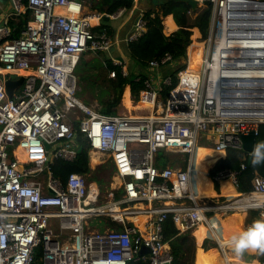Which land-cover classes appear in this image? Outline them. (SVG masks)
I'll use <instances>...</instances> for the list:
<instances>
[{
	"label": "built area",
	"instance_id": "built-area-1",
	"mask_svg": "<svg viewBox=\"0 0 264 264\" xmlns=\"http://www.w3.org/2000/svg\"><path fill=\"white\" fill-rule=\"evenodd\" d=\"M189 1L211 13L208 34L198 40L199 68H189L187 53L175 80H144L138 102L151 106L148 113L110 115L76 95L75 68L85 51L106 52L113 45L106 32L93 29L104 15L117 19L125 8L106 14L85 10V0H26L30 17L21 36L0 45V71L24 73L11 98L0 80V264H170L162 233L169 215L179 233L202 226L213 232L206 213L224 208L258 210L257 220H264L261 177L255 176L252 191L243 194L237 189L238 171H217L211 177L215 183L225 181L237 190L221 202H201L192 183L198 141L212 137L213 147L226 154L241 150V136L251 131L257 136L264 124V0ZM11 3L21 10L22 0ZM145 29L139 14L124 41L137 40ZM170 61L166 53L150 60L148 68ZM112 62L128 76L121 60ZM77 132L86 138L89 153L111 163L112 179L119 183L108 197L81 173H70L65 183L53 174L55 159L75 158ZM161 150L187 154L189 163L158 167L155 156ZM135 217H145L141 227ZM91 218H101L104 226H89ZM140 245L150 252L138 256Z\"/></svg>",
	"mask_w": 264,
	"mask_h": 264
},
{
	"label": "trees",
	"instance_id": "trees-1",
	"mask_svg": "<svg viewBox=\"0 0 264 264\" xmlns=\"http://www.w3.org/2000/svg\"><path fill=\"white\" fill-rule=\"evenodd\" d=\"M157 1H162L158 11L155 9L152 0H150V8L146 11L144 10L141 14L146 21V29L143 35L127 45V51L138 66V71L130 70L125 66L124 61H122L128 72L127 77H122L119 73L120 67L114 65L111 60L105 59L106 54L104 52L95 53L89 51L92 53L90 59H85L84 55L80 56L79 62L75 68L78 86L80 87L76 95L79 98H84L85 87L81 86L83 82H89L91 85L97 83L99 86V93L96 94V100L99 104L98 110L104 114L118 115L121 113V110H123L121 102L122 95L123 100L128 103H132V101L136 103L138 101L139 92L144 87V80L149 76L148 72L146 73L144 70L148 67V63L152 59L160 58L166 53L170 54L171 61L164 64L165 66H169V68L163 69L161 78L170 76L175 80L177 72L186 66V50L191 43V36L196 32L195 29L201 34V40L205 39L208 34L211 15L209 9L197 13L196 10L198 6L194 3H190L189 0ZM91 7L97 12L111 14L121 7H124L125 10L131 8L132 2L130 0H98ZM159 11L161 15H159ZM29 15V11L26 10L23 19L24 23L29 19ZM167 15L172 16L175 28L171 30L168 35H164L162 33L164 28L162 17L166 16L167 23L173 26L170 17H167ZM93 30H103L112 35L110 25L104 18L100 25ZM147 70L148 69H146V71ZM110 72H114L115 76L110 77ZM127 85L130 87V98L132 101L128 97L127 88L123 94L124 88ZM168 91L169 88L167 87L162 89L161 95L163 99L168 94ZM84 102L87 104L89 100L84 98ZM256 137V144L264 142V124L258 126V135ZM75 142L78 147L82 148L81 151L76 154L72 161L55 159L51 165L53 174L62 183H65L70 173L77 172L85 175L88 181L99 184L102 179L95 175L96 169L91 166L89 156L90 146L86 138L81 133L77 132ZM168 155L169 154L166 152H157L155 156V165L161 168L164 167L170 162ZM223 155L224 154H220L211 149H201L194 162V168L202 172H207L209 164L214 158H218L209 169L210 176L213 177L217 171L226 168L238 171L237 189L243 194L252 191V180L255 176L264 179V163L254 166L252 164V157L251 162L248 163V153L244 150H228L225 158H222ZM187 157V155L184 156L185 160L183 161V167L186 164ZM242 164L245 165L244 169L240 168ZM193 181L204 184L205 190L209 194V196L202 201H206L208 198L215 196L210 189L219 193L222 187L221 192L223 194H225V192L228 194L227 187L224 184L222 186L221 184L218 185L210 180V177L202 176L200 173L195 174ZM120 195L121 190H116L114 192V199L119 198ZM258 217V210L246 211L245 220L249 225L256 221ZM96 220L97 218H91L89 226L95 224ZM223 221L228 229H233L238 232L247 229L241 212L230 213L225 216ZM109 224L115 228L122 227L111 221H109ZM126 225L132 226V222L128 221ZM162 233L163 240L169 246V252L172 257L170 264H194L196 242L194 235H192L190 231L179 233L169 215L162 223ZM217 246L218 244L215 241L205 242L203 248L205 253L201 254V264H215L216 258L222 259V264H224V258L217 250ZM241 257L245 259L252 258V256L246 252ZM255 257L261 264H264V254L256 252ZM129 264H146V262L134 260L129 262Z\"/></svg>",
	"mask_w": 264,
	"mask_h": 264
},
{
	"label": "rangeland",
	"instance_id": "rangeland-1",
	"mask_svg": "<svg viewBox=\"0 0 264 264\" xmlns=\"http://www.w3.org/2000/svg\"><path fill=\"white\" fill-rule=\"evenodd\" d=\"M97 1L98 0H85L84 5L91 10L92 9L91 6L94 5ZM159 5H160V3H158V2L156 4H154L155 9L157 11L159 10ZM197 6H198L197 10H196L197 13H199L201 11H204L205 9L208 8L206 5H204V6L197 5ZM141 7H143V8H141ZM140 8H141V10H140ZM148 8H150V0H137L136 3L132 4L131 8L126 9L119 18L107 20V22L110 25V28L112 30V35L110 33H107V35H109L110 39L113 40L114 48H113V45H112L106 52H104L106 54L105 59H107V60L109 59V60L112 61L113 58L117 57V58H120L122 61H124L125 66L128 67L130 70H132V71H138L139 70V68L136 65L135 61L130 57L129 52L127 51L128 43L124 41V38H126L128 33L130 32L131 26H132L133 22L135 21V19L137 18V16L139 14H142V12L144 10L146 11ZM159 15H161L160 11H159ZM162 23L164 25L162 33L164 35H168L171 32V30L173 28H175L174 24H173V26H170L167 23L166 16L162 17ZM196 32H197V36H194V37L191 36V43H193L194 41L198 42V40H201V34L198 32V30H196ZM193 34H194V32H193ZM191 43L187 47V50H186L187 53L189 52V47H190ZM91 54L92 53H90L89 51H85L82 55H84L85 59H90V55ZM188 58H189L188 59V61H189L188 62V66L190 68L191 64H190L189 53H188ZM168 68H169V66H165V65L164 66H160L157 69H150V68L147 67L146 69H148V70L146 71V69H145L144 71L146 73L148 72L149 77H152L153 80H156L158 78L157 77L158 73L159 72L161 73L163 71V69H168ZM198 68H199V65H198L197 68H195L193 70H197ZM81 86L85 87L84 98L89 100V103H87V104L88 105H93L94 107L99 108V104H98V102L96 100V94L99 93V86L97 85V83H94V84L91 85V83L89 84V82L88 83L87 82H83ZM78 89H80L79 86H78ZM125 89H126V87L124 88L123 94L125 92ZM84 98L80 97V99L83 102H84ZM121 102H122V107H123L122 108L123 110H121V113H126V114H131V115H135V114L138 113V110H136V109L133 110V108L131 109V108L127 107L123 103V95H122ZM132 103H133V101H132ZM138 105H140V103ZM141 106H143V105H141ZM141 112H147V111L141 110ZM210 129H211V127H210ZM197 146H199L200 149H203L205 147H213L212 137H211V141L210 142H208L207 139L205 137H203L200 141L197 142ZM209 149H211V148H209ZM161 152H164V151L161 150ZM168 154H169L168 155L169 161L172 162L171 164L179 166V167H183V161L185 160L184 156L187 155V154L179 155V154L170 153V152ZM97 155H98V159H97L98 163H94L93 164L91 162V166H92V168L96 169L95 175L102 179L101 182L98 184L99 187H100L101 193L104 196H107L108 195L107 191L111 187L110 183L114 182L113 179H112V175H114V173L111 172L112 171V166H111V163L109 164V162H110L109 159L106 156H104V155H102L100 153L97 154ZM89 156H90V161H91L92 154L89 153ZM217 159L218 158H214L213 161L208 166V169H207V172H206V176L210 177V179H211V176H210L209 169L212 167V165L214 164V162ZM188 163H189V160L187 158L186 159V164H185L184 167H186V165ZM217 184L220 185L221 183H217ZM220 193H221V189H220ZM216 195L214 197H211V199L212 200H216L218 198ZM208 196H209V194L205 191V189L201 192V194H199L200 200H204ZM241 214H242L244 222H245V224H246V226L248 228L250 225L245 220L246 211L241 212ZM223 216H224L223 213L219 212L218 216H215V215L212 216L210 218V221H211L212 224L218 223ZM104 220L106 221V220H108V218L105 217ZM104 220L99 218V219L96 220V223L93 224L92 226H97L99 228H102L104 226V224H105ZM225 251H228L227 252V259L228 260H227V262H224V261L223 262H224V264H228V261H230V255H232V250L225 246ZM220 253H221L223 258L226 257V252H225V255L221 251H220Z\"/></svg>",
	"mask_w": 264,
	"mask_h": 264
},
{
	"label": "crops",
	"instance_id": "crops-1",
	"mask_svg": "<svg viewBox=\"0 0 264 264\" xmlns=\"http://www.w3.org/2000/svg\"><path fill=\"white\" fill-rule=\"evenodd\" d=\"M25 2L26 0H22V7L21 10L19 12L15 11L11 0H0V45L3 44L4 42H9L15 38H18L21 36L22 33V29L25 25V23L23 22L24 16H25V11L28 10L25 6ZM143 8V7H141ZM140 8V10H141ZM85 10H90L88 7H85ZM93 9H91L90 11H92ZM29 11V10H28ZM30 14V11H29ZM30 17V15H29ZM138 17V16H137ZM167 17H170V20L172 22V25L174 24L172 16L171 15H167ZM175 25V24H174ZM132 27V26H131ZM174 29V28H173ZM172 29V30H173ZM197 30V29H196ZM114 48V45H113ZM112 48V49H113ZM111 49V50H112ZM110 50V51H111ZM92 55H90L91 57ZM117 58V57H116ZM114 59V58H113ZM112 59V61H113ZM119 59V58H118ZM121 60V59H119ZM122 61V60H121ZM161 74L162 73H158L157 77L161 78ZM20 76L24 77V73H19V74H13V73H6L4 74V72L0 71V80H2L3 82L7 79H11V80H16L18 79ZM127 91H128V97L130 98V87L129 85L126 86ZM123 103L129 107V108H133L138 110L137 114H146L148 112H141V110H143L145 107L143 105L142 102H136V103H128L125 100H123ZM140 103V105H138ZM143 105V106H141ZM147 111V110H144ZM206 150H208V147H205ZM213 150V149H211ZM18 154V153H17ZM226 154L224 153V155L222 156V158H225ZM201 158V157H200ZM195 176V175H194ZM114 182L110 183V186H115L116 184L119 183V180L117 179H113ZM194 177L192 178V183H193ZM211 180V179H210ZM225 183V182H224ZM221 183V186L224 184ZM196 185H194L193 189L195 188V193L197 194V197L199 198V194H201V192L205 189L204 184L202 183H198L195 182ZM226 187L231 188V192L233 193V195H235L237 193L236 190L232 189V187L230 186V184H224ZM110 190V189H109ZM109 190L107 192H109ZM222 190V187H221ZM201 191V192H200ZM206 191V190H205ZM210 191H212L214 193V195H216L218 198L216 200H212L211 198H208L206 201L203 202H215V201H222L225 199H229L231 197L228 196V194L225 192V194H223L222 192L220 193H216L214 192L213 189H210ZM207 192V191H206ZM208 193V192H207ZM202 201V200H201ZM223 217L221 218V220L218 223L213 224L212 228H213V232H210L208 230H206L205 227H200V228H196L191 230L190 232L192 233V235H194L195 237V242H196V251H195V259H194V264H201V257H202V253H205L203 248L205 245V242H210V241H214L216 239L215 233L216 235L219 237L218 240L221 244V240L224 239V236H222L221 233L218 232V229L221 228L222 232H230V233H234V234H238V231H235L233 229H228L225 224L223 219L225 218V215L223 213ZM244 220V219H243ZM141 222V221H140ZM217 250L221 251L219 245L217 246ZM225 250V249H224ZM226 252V257L224 258V262H227V252ZM247 254L251 255L252 258L249 259H245L240 257H237L233 252L232 255H230V261H228V264H261L255 257L256 253H251V252H246ZM229 254V253H228ZM215 264H222V259L220 258H216L215 259Z\"/></svg>",
	"mask_w": 264,
	"mask_h": 264
},
{
	"label": "clouds",
	"instance_id": "clouds-1",
	"mask_svg": "<svg viewBox=\"0 0 264 264\" xmlns=\"http://www.w3.org/2000/svg\"><path fill=\"white\" fill-rule=\"evenodd\" d=\"M250 155L254 166L264 163V142L254 145ZM222 246L230 248L237 257L245 252L264 254V220L254 221L247 229L233 234L224 241ZM107 264H119V262L110 260Z\"/></svg>",
	"mask_w": 264,
	"mask_h": 264
},
{
	"label": "bare ground",
	"instance_id": "bare-ground-1",
	"mask_svg": "<svg viewBox=\"0 0 264 264\" xmlns=\"http://www.w3.org/2000/svg\"><path fill=\"white\" fill-rule=\"evenodd\" d=\"M194 36H197V32H195V34L192 36V37H194ZM201 48H202V44H201V42H196V41H194L193 43H191V45H190V47H189V57H190V64H191V67H190V69H195V68H197L198 67V65H199V61H200V57H201ZM143 103V102H142ZM143 105H144V109L143 110H147V112H149L150 111V108H151V106L149 105V104H146V103H143ZM208 148H211V149H213L214 151H216V152H218V153H220V154H224V152L223 151H221V150H216L215 148H213V147H208ZM203 149H205V148H203ZM201 149H200V147L199 146H196L195 147V149H194V152H193V158H192V169H193V173H192V178L194 177V175L195 174H197V173H200V174H202V176H205V177H208V176H206V172H202V171H199V170H196L195 168H194V162H195V160H196V157H197V154H198V152L200 151ZM17 153H18V156H19V158L20 159H24V154L23 153H21V151L20 150H17ZM91 154H92V156H91V162L94 164V163H98L97 162V159H98V153H95V152H91ZM100 158V157H99ZM37 179L38 180H40V182L42 181V176H38L37 177ZM116 179V178H115ZM117 180V179H116ZM213 181V180H212ZM214 182V181H213ZM225 182V181H224ZM224 182H222V183H224ZM215 183V182H214ZM226 184H228V182H225ZM224 183V184H225ZM194 185H195V181H193V187H194ZM230 186L232 187V189H234V190H236L231 184H230ZM193 191H194V193H195V188L193 189ZM227 191H228V196L229 197H231L232 195H233V193L231 192V188H228L227 187ZM237 191V190H236ZM196 194V193H195ZM237 194V193H236ZM235 194V195H236ZM197 195V194H196ZM235 195H233V196H235ZM232 196V197H233ZM198 198V197H197ZM226 200V199H225ZM223 201V200H222ZM201 202H203V201H201ZM216 202H221V201H216ZM205 203V202H204ZM206 203H208V202H206ZM219 212H222V213H224L225 215H228V214H230V213H233V212H241V210L240 209H237V208H235V209H229V208H224V209H222V210H218V211H213V212H207L206 213V218L210 221V218L212 217V216H218V214H219ZM134 221H135V224H137L138 226H140L141 227V224H142V222L145 220V217H135L134 219H133ZM141 221V222H140ZM211 222V221H210ZM211 225L213 226V224L211 223ZM222 229L221 228H219L218 229V232L219 233H221L222 234V236H224V239H222L221 240V244H224V241H226L227 239H229L234 233H230V232H222L221 231ZM215 236H216V239L214 240L218 245L220 244V242H219V240H218V236L216 235V233H215ZM225 258V257H224Z\"/></svg>",
	"mask_w": 264,
	"mask_h": 264
},
{
	"label": "water",
	"instance_id": "water-1",
	"mask_svg": "<svg viewBox=\"0 0 264 264\" xmlns=\"http://www.w3.org/2000/svg\"><path fill=\"white\" fill-rule=\"evenodd\" d=\"M152 2H153V4H156L157 2L161 3L162 1L152 0ZM190 3H192V2H190ZM104 19L108 20L109 18H108V16L104 15ZM23 79H24V77L20 76L16 80L7 79L4 81L5 90H6V93H7L9 98H11L13 93L21 87ZM256 139H257V137L254 135L253 131L249 132L246 135L241 136L242 150H244L245 152L248 153V163L251 162V155L250 154L253 150L254 145H256ZM44 147H45V149L49 148V146L46 144L44 145ZM81 149H82L81 147H78L77 153H79L81 151ZM149 252L150 251L147 247H145L144 245H140V247L137 251V255L141 256V255L147 254Z\"/></svg>",
	"mask_w": 264,
	"mask_h": 264
}]
</instances>
